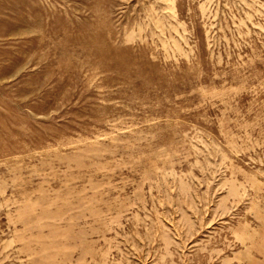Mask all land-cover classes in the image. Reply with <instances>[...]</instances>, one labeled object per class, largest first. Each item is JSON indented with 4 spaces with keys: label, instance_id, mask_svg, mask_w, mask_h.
<instances>
[{
    "label": "rangeland",
    "instance_id": "1",
    "mask_svg": "<svg viewBox=\"0 0 264 264\" xmlns=\"http://www.w3.org/2000/svg\"><path fill=\"white\" fill-rule=\"evenodd\" d=\"M0 264H264V0H0Z\"/></svg>",
    "mask_w": 264,
    "mask_h": 264
}]
</instances>
